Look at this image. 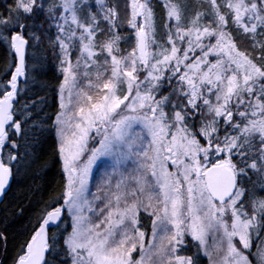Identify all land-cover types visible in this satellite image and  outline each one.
Listing matches in <instances>:
<instances>
[{
    "label": "snow or ice",
    "instance_id": "1",
    "mask_svg": "<svg viewBox=\"0 0 264 264\" xmlns=\"http://www.w3.org/2000/svg\"><path fill=\"white\" fill-rule=\"evenodd\" d=\"M0 264H264V0H0Z\"/></svg>",
    "mask_w": 264,
    "mask_h": 264
},
{
    "label": "trees",
    "instance_id": "2",
    "mask_svg": "<svg viewBox=\"0 0 264 264\" xmlns=\"http://www.w3.org/2000/svg\"><path fill=\"white\" fill-rule=\"evenodd\" d=\"M56 173H57V168L56 167H53L52 172H51L52 178H54V179L58 178L57 175H56ZM12 231L18 232L19 231V225L14 226V228L12 229ZM19 238L20 237L18 236V239Z\"/></svg>",
    "mask_w": 264,
    "mask_h": 264
},
{
    "label": "rangeland",
    "instance_id": "3",
    "mask_svg": "<svg viewBox=\"0 0 264 264\" xmlns=\"http://www.w3.org/2000/svg\"><path fill=\"white\" fill-rule=\"evenodd\" d=\"M94 190V189H93Z\"/></svg>",
    "mask_w": 264,
    "mask_h": 264
}]
</instances>
